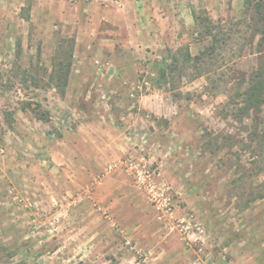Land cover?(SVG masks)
Returning <instances> with one entry per match:
<instances>
[{
  "label": "rangeland",
  "instance_id": "374dc122",
  "mask_svg": "<svg viewBox=\"0 0 264 264\" xmlns=\"http://www.w3.org/2000/svg\"><path fill=\"white\" fill-rule=\"evenodd\" d=\"M243 2L0 0V264H264L263 158L231 101L261 55ZM207 21L213 58L160 81Z\"/></svg>",
  "mask_w": 264,
  "mask_h": 264
},
{
  "label": "trees",
  "instance_id": "16d2710c",
  "mask_svg": "<svg viewBox=\"0 0 264 264\" xmlns=\"http://www.w3.org/2000/svg\"><path fill=\"white\" fill-rule=\"evenodd\" d=\"M244 22L252 30L253 39H257L256 46L261 55L256 68L237 79L233 89L234 97L231 100L234 108L233 117L241 125L242 130L247 133L250 140V144H245L244 141L240 140L237 142L242 145L244 143L243 146L246 150L253 146L255 157L262 156V162L264 163V126L259 119L264 108V0H244L243 17L240 19V23ZM201 25L202 37H210L214 44L208 46L197 56H192L190 52L182 53L181 61L178 54L170 53L168 55L170 63L157 66L160 81H166L167 77H171L173 74H178L181 78L187 77L188 70L191 67L198 68L199 64H204L206 60L213 58L217 51L215 44L219 45L226 41L225 33L220 28L218 30V27L211 21L201 23ZM68 57L71 58L72 53ZM70 69V61L60 62L59 70L52 72L51 79L56 78L63 82V87H66ZM59 90L64 93L65 88ZM262 167H258V171L254 176L259 175L263 169Z\"/></svg>",
  "mask_w": 264,
  "mask_h": 264
},
{
  "label": "built area",
  "instance_id": "2783aa9c",
  "mask_svg": "<svg viewBox=\"0 0 264 264\" xmlns=\"http://www.w3.org/2000/svg\"><path fill=\"white\" fill-rule=\"evenodd\" d=\"M142 182H143V184H144V181H142ZM148 190H149V193L151 194V196H153V198L155 199L157 195H155V188H154V186L151 185V187H148ZM156 194H157V192H156ZM159 196H160V195H159ZM156 200H158V201L161 202L160 199H156ZM159 204H160V203H159Z\"/></svg>",
  "mask_w": 264,
  "mask_h": 264
}]
</instances>
